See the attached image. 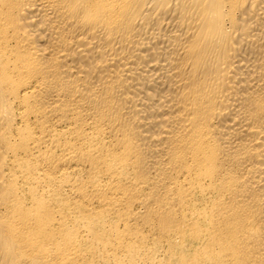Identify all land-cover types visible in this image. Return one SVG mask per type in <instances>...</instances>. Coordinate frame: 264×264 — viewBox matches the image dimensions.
<instances>
[{
  "label": "bare ground",
  "instance_id": "obj_1",
  "mask_svg": "<svg viewBox=\"0 0 264 264\" xmlns=\"http://www.w3.org/2000/svg\"><path fill=\"white\" fill-rule=\"evenodd\" d=\"M0 264H264V0H0Z\"/></svg>",
  "mask_w": 264,
  "mask_h": 264
}]
</instances>
